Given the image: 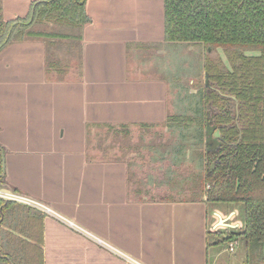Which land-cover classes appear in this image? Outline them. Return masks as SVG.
Here are the masks:
<instances>
[{
    "label": "crops",
    "instance_id": "crops-1",
    "mask_svg": "<svg viewBox=\"0 0 264 264\" xmlns=\"http://www.w3.org/2000/svg\"><path fill=\"white\" fill-rule=\"evenodd\" d=\"M32 1L0 0L2 18L24 17ZM85 12L81 78L46 79L39 40L0 52V188L42 202L111 249L17 203L7 209L1 234L37 241L42 264H132L122 254L140 264H249L247 247L226 253L241 242L232 250L229 244L207 246L208 225L210 231L241 226L238 206L215 205L209 217L206 204L192 197H150L126 161L88 153V124L162 126L171 114L163 60L167 49L180 52L181 44L165 43L164 0H86ZM186 157L176 166L190 172L194 155ZM194 176L184 179L180 171L174 186L191 194ZM256 250L254 264H261Z\"/></svg>",
    "mask_w": 264,
    "mask_h": 264
},
{
    "label": "trees",
    "instance_id": "trees-1",
    "mask_svg": "<svg viewBox=\"0 0 264 264\" xmlns=\"http://www.w3.org/2000/svg\"><path fill=\"white\" fill-rule=\"evenodd\" d=\"M85 3L34 0L24 17L10 20L2 18L0 6V52L13 43L39 40L44 43L46 79L63 80L69 74L81 78L82 30L89 21ZM164 39L169 45L200 46L203 78L191 112L167 114L161 125L174 142L153 145L151 160H166L164 173H175L171 167L183 166L191 150H198L189 159L194 164L191 177L195 175L192 199L203 201L208 215L219 204L242 208L241 226L208 229L207 246L244 242L249 249L254 241L264 264V0H164ZM96 127L117 134L118 128L125 133L129 124H88V153ZM96 137L103 145L101 134ZM15 205L0 198V225ZM5 234L0 227V264H42L37 241Z\"/></svg>",
    "mask_w": 264,
    "mask_h": 264
},
{
    "label": "rangeland",
    "instance_id": "rangeland-1",
    "mask_svg": "<svg viewBox=\"0 0 264 264\" xmlns=\"http://www.w3.org/2000/svg\"><path fill=\"white\" fill-rule=\"evenodd\" d=\"M202 56L203 49L198 45L183 44L181 45L180 52L176 49L166 50L163 60L165 71L161 73V75L167 82V103L171 107V114L186 112L190 113L191 108L195 106L197 100L195 92H197L200 88L199 83L203 78V70L201 65ZM128 61L130 63V57L128 58ZM151 62H153V59ZM129 67L130 65L128 66V69ZM143 73L147 76V70L143 71ZM94 131L97 133L91 135V142L93 143L91 152L97 158L124 160L128 163V166H130L131 170L135 168L140 173L139 180H141V182H139L137 186L143 190L142 192L145 191L148 196L156 198L161 196H166L168 199H185L192 197L191 194L186 193L188 190L185 189L186 192H179L178 190H180V188H176L174 186L179 179L176 177L180 171L181 177L183 176L184 179L187 178V176H192L190 174L191 169H193L192 165L189 167L190 172H188L189 169L187 170V167L175 165L171 167L175 173L171 171L170 173H164L165 171H168L165 168L168 164L166 160H150L153 159L151 155H156L154 150H152V148H154L152 147L153 145L159 146V144H164L166 142L168 145H171L174 142L173 138L169 137L170 134L166 128L162 126L149 128H140L134 126L129 127L125 133L123 131L120 132L121 129L119 131L118 128L117 134L111 132L106 133V128L104 127L96 128ZM98 134H101L102 136V140L104 141L103 145L102 142L100 140L99 142L98 138L96 137ZM148 144L150 145L149 147H147ZM197 151L198 150L192 149L191 152L193 153L191 154H197ZM167 175L172 179L168 180ZM146 179L148 181H145ZM234 205L239 207L234 211L235 218H238V220L241 222V204H224L223 208L224 210H228ZM222 217L224 218V214H222ZM208 229L211 230V226L208 225ZM221 247L223 249L226 248L227 243H223ZM234 248V253H226L229 255L239 254L241 250L246 248V245L244 242H241L240 244H235ZM256 249L260 251L258 244L254 241L249 242V264H254L255 261H257V259L254 258H257Z\"/></svg>",
    "mask_w": 264,
    "mask_h": 264
},
{
    "label": "built area",
    "instance_id": "built-area-1",
    "mask_svg": "<svg viewBox=\"0 0 264 264\" xmlns=\"http://www.w3.org/2000/svg\"><path fill=\"white\" fill-rule=\"evenodd\" d=\"M0 198L3 200L9 201V202H13V203L32 207L36 210L41 211L44 214L53 216L59 222H61L65 226L69 227L70 229L78 231L79 233L86 235L88 238L92 239L97 245H101V246H105L106 248H110V246L106 242H104L100 238H96V237L92 236L89 232H87L86 230H84L83 228L78 226L73 220L61 216L60 214H58L56 211H54L49 206H47V205L43 204L42 202H39L35 199H32V198H30V197H28V196H26L20 192L13 191V190H3L2 188H0ZM233 245H234L233 243L229 244L230 250L233 249ZM118 254L121 255L120 252H118ZM122 256L124 258H126V260H128L132 264H140L137 261L133 260L132 258L125 256L124 254H122Z\"/></svg>",
    "mask_w": 264,
    "mask_h": 264
}]
</instances>
